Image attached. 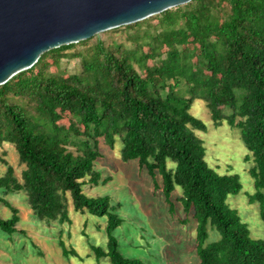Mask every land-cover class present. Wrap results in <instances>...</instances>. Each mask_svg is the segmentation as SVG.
Instances as JSON below:
<instances>
[{
  "label": "trees",
  "instance_id": "obj_1",
  "mask_svg": "<svg viewBox=\"0 0 264 264\" xmlns=\"http://www.w3.org/2000/svg\"><path fill=\"white\" fill-rule=\"evenodd\" d=\"M152 17L49 49L0 85V149L13 145L22 166L17 175L0 153V206L11 211L0 216V233L12 237L20 219L6 195L25 192L32 215L46 224H70V202L106 216L109 237L104 247L91 244L94 256L146 264L121 254L111 233L122 219L110 199L83 191L111 179L94 166L101 143L121 142L123 161H137L156 186L161 177L171 209L172 192L182 189L178 199L196 221L197 264H264V239L252 237L229 203L240 178L209 166L196 134L206 124L190 113L201 99L216 126L226 121L240 131L252 161L247 202L264 224V0H191ZM63 57L79 63L61 75L52 65ZM209 229L219 238L207 242ZM59 245L80 258L61 238Z\"/></svg>",
  "mask_w": 264,
  "mask_h": 264
},
{
  "label": "rangeland",
  "instance_id": "obj_2",
  "mask_svg": "<svg viewBox=\"0 0 264 264\" xmlns=\"http://www.w3.org/2000/svg\"><path fill=\"white\" fill-rule=\"evenodd\" d=\"M153 19L152 22L157 21ZM108 32L106 30L94 36L104 38ZM114 35L121 37L120 33ZM78 60L77 57H63L61 65H52V70L61 75L74 71L78 67ZM190 113L206 124V131L197 130L196 133L203 140L205 160L209 166L219 173H236L240 178L242 189L238 194L229 196L230 205L238 208L252 237L264 239V224L258 217L257 204L247 202V193L254 192L248 172L252 161L245 159L250 152L241 139L240 131L226 121L216 126L201 99H195ZM120 146L121 142H117L114 148L101 143L103 157L94 166L101 171L102 178L111 179L105 184H86L83 191L88 197L107 196L115 207L122 222L111 235L116 237L121 254L146 264H197L196 221L191 213L184 212L178 199L182 189L176 186L172 192L171 209L163 193L161 177L157 175L156 186L147 171L140 169L137 161L125 162L120 158ZM0 153L19 175L22 166L18 164V154L13 145L5 143ZM5 169L6 165L0 161V170ZM6 198L18 208L20 219L18 231L12 237L7 238L0 233V264H111L108 257L96 258L91 248V244L105 246L109 237L105 231L106 216L75 211L70 202V224H46L32 215L25 192L9 193ZM10 215L9 208L0 206L2 218ZM60 238L67 247L71 245L75 248L80 258L76 255L65 256L59 245ZM218 238V232L209 229L207 242Z\"/></svg>",
  "mask_w": 264,
  "mask_h": 264
},
{
  "label": "water",
  "instance_id": "obj_3",
  "mask_svg": "<svg viewBox=\"0 0 264 264\" xmlns=\"http://www.w3.org/2000/svg\"><path fill=\"white\" fill-rule=\"evenodd\" d=\"M191 0H0V85L52 48Z\"/></svg>",
  "mask_w": 264,
  "mask_h": 264
},
{
  "label": "crops",
  "instance_id": "obj_4",
  "mask_svg": "<svg viewBox=\"0 0 264 264\" xmlns=\"http://www.w3.org/2000/svg\"><path fill=\"white\" fill-rule=\"evenodd\" d=\"M197 134V133H196ZM198 135V134H197Z\"/></svg>",
  "mask_w": 264,
  "mask_h": 264
}]
</instances>
